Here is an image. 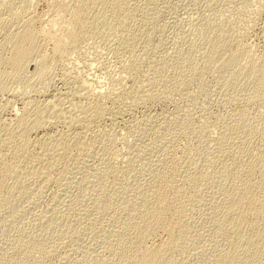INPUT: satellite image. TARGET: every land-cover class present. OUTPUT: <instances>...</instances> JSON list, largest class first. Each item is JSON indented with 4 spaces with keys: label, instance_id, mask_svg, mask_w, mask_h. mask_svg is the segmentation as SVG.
<instances>
[{
    "label": "rangeland",
    "instance_id": "1",
    "mask_svg": "<svg viewBox=\"0 0 264 264\" xmlns=\"http://www.w3.org/2000/svg\"><path fill=\"white\" fill-rule=\"evenodd\" d=\"M75 1L0 0L10 5H2L0 20H21V9L30 7L40 27L54 4ZM114 2L84 10V32L60 57L47 46L52 59L1 75L0 146L13 138L0 158H19L9 182L20 184L2 192L0 264H117L116 243L126 235L120 231L135 234L139 210L168 181L181 188L163 201L181 212L166 264H264V205L247 217L245 208H229L245 177L264 200V172L244 174L257 162L264 167V84L250 61L264 51V0H125L122 9ZM8 20L0 21L4 55L17 31ZM213 37L222 46L207 45ZM51 99L58 115L43 112L44 125L27 136L31 151L18 157L17 118L27 104L35 111ZM74 115L77 121L67 122ZM60 134L66 145L53 143L62 142ZM43 139L57 151L45 153L51 145ZM53 152L66 157H47Z\"/></svg>",
    "mask_w": 264,
    "mask_h": 264
},
{
    "label": "bare ground",
    "instance_id": "2",
    "mask_svg": "<svg viewBox=\"0 0 264 264\" xmlns=\"http://www.w3.org/2000/svg\"><path fill=\"white\" fill-rule=\"evenodd\" d=\"M4 1V0H3ZM24 1H28V0H23ZM13 2V1H12ZM128 2V0H127ZM6 6L9 5L7 2ZM11 3V2H10ZM15 3V2H14ZM105 0H76L74 3V6L72 5L71 7L68 6L67 4L64 3H56L54 4V7L50 8L51 10V14L48 16V19H46L43 23L38 21V23L40 22V24L42 23V25L40 27H36L34 25V16H33V11L31 13V8L30 12L28 11L27 8H22L21 12L19 13H23V17L22 19H18V16H16L17 18L15 19V15L12 14V19L11 20H0L3 21L4 23H7L6 21H10V23H14L16 25L17 31L13 32L14 34L10 37V44L9 46V54L4 55V54H0V63L4 64V66L7 65L8 70L10 72H8V70H4L6 69V67L4 68V66L0 69H3L4 71H2L0 73V78L1 75H3L5 72L6 74L12 73V72H29L31 70L34 69V63L37 60H41V61H47V59H49V55L48 53L45 51V47L49 46L48 49H50L51 52L49 54H51L53 57H60L65 50L67 49V45L69 43H71L74 39L75 36L78 35V33H83L84 32V23H81L82 20V16H84V14L89 10L92 11V9L99 5V4H104ZM29 4V3H28ZM52 4V3H51ZM125 0H115L114 4H113V8L115 7V9L120 8L122 9V7L125 6ZM1 6L4 4H0ZM0 7L1 11L3 9ZM4 6V8L6 7ZM10 6V5H9ZM8 6V7H9ZM26 7V6H25ZM98 7V6H97ZM135 7V6H134ZM10 8V7H9ZM138 8V7H137ZM119 9V10H120ZM11 10V9H10ZM87 10V11H84ZM95 10V9H94ZM100 10V9H99ZM124 10V9H123ZM126 11V10H125ZM129 11V10H128ZM13 12V11H12ZM121 12V11H120ZM261 12V11H260ZM2 13V12H1ZM6 13V11H5ZM11 13V12H10ZM36 13V12H35ZM49 14V12H47ZM88 13V12H87ZM86 13V14H87ZM101 13V12H100ZM125 13V12H124ZM90 14V13H89ZM87 14V15H89ZM35 15V14H34ZM47 15V14H46ZM99 15V14H98ZM1 16V14H0ZM5 16V15H4ZM36 16V15H35ZM95 16V15H94ZM100 16V15H99ZM10 17V16H9ZM40 17V16H39ZM85 17V16H84ZM90 17V16H89ZM37 18V17H36ZM42 17H40L41 20ZM98 18V17H97ZM1 19V18H0ZM36 20V19H35ZM44 20V19H43ZM41 20V21H43ZM85 20V19H84ZM87 20V19H86ZM89 20V18H88ZM92 20V19H91ZM0 22V26H1ZM3 23V24H4ZM9 23V22H8ZM36 23V22H35ZM82 24V25H80ZM87 24V22L85 23ZM8 25V24H7ZM11 25V24H10ZM13 25V24H12ZM39 25V24H38ZM88 25V24H87ZM4 27V26H3ZM15 27V26H14ZM12 30V28L10 29V31ZM87 30V29H85ZM8 31V30H7ZM217 33V32H216ZM222 33V32H221ZM8 34V33H7ZM6 34V35H7ZM209 34V33H208ZM207 35V34H206ZM213 35V34H212ZM215 35V34H214ZM221 35V34H218ZM211 36V35H210ZM218 37V36H217ZM220 37V36H219ZM9 38V37H8ZM214 38V37H213ZM221 38V37H220ZM212 39V38H211ZM216 38H214V40H209L210 42H207V45L209 44L211 47L214 48H218L220 47L221 42L218 39L215 40ZM220 43V44H219ZM224 45V44H223ZM222 46V44H221ZM1 48V47H0ZM5 48V47H4ZM47 49V48H46ZM1 53V52H0ZM3 53V51H2ZM245 53V52H244ZM6 56V58L4 59L3 56ZM51 56V57H52ZM50 57V58H51ZM4 59V60H3ZM52 59V58H51ZM251 63L254 64L257 69H258V83L260 86L264 84V51L259 52V55L257 56H251L250 59ZM0 64V65H1ZM133 65V64H132ZM6 76V75H5ZM38 77L39 80L44 81L45 83L48 80V78L50 76H48L47 73L40 71L38 73ZM3 78V77H2ZM1 78V79H2ZM5 78V77H4ZM6 79V78H5ZM3 81H1L2 83ZM3 84V83H2ZM3 88V87H2ZM73 91V90H72ZM45 92V91H44ZM43 92V93H44ZM71 92V90H70ZM22 93V92H21ZM25 93V92H24ZM85 93V92H84ZM42 94V93H41ZM68 94V93H67ZM66 94V95H67ZM78 94V93H77ZM72 95V94H71ZM76 95V94H75ZM70 96V95H69ZM86 96V95H85ZM98 96V94H97ZM104 96V95H103ZM50 99V98H48ZM54 99V98H53ZM73 99V98H72ZM28 101V100H26ZM31 101V100H29ZM35 101V100H34ZM47 103V105L45 106V104H43L45 106L44 107H40V108H35V111H31L34 110L33 108L29 109L27 108V103L30 104V102H26V107L25 105H23L24 111L22 113V115H20L19 118H17V125L19 126L20 130H19V137L20 139H22L23 143L18 145V148H15L17 150L13 151V148H10V151L15 152L17 155L24 153L28 148L30 149V146L27 148L25 143H29L28 141V133L32 130L38 129L40 127H42L44 125V122L41 120H44V118L42 119V117L44 115H47L49 112L51 111L49 110L50 108H52L53 111H59L56 108L57 103H55V100H45ZM45 101H43V103H45ZM73 101V100H72ZM59 102V101H58ZM71 102V101H69ZM35 103V102H34ZM41 103V102H40ZM24 104V103H23ZM74 103L72 102V104H70L71 106ZM79 104V103H77ZM59 105V103H58ZM61 105V104H60ZM81 105V104H80ZM34 106V105H33ZM63 106V105H62ZM61 106V107H62ZM76 106V105H74ZM31 107V106H29ZM38 107V106H37ZM79 107V106H78ZM77 107V108H78ZM85 107V106H84ZM81 107L80 109H82L80 114H84L87 112V108ZM71 110V107H69ZM76 108V107H75ZM90 108V107H88ZM23 109V108H21ZM67 110V109H66ZM75 110V109H74ZM89 110V109H88ZM92 110V109H91ZM48 112L47 114H44L45 112ZM63 111V110H62ZM72 111V110H71ZM80 111V110H79ZM90 111V110H89ZM87 112V117H88V113L90 114V112ZM44 112V113H43ZM52 113V114H51ZM55 112H50V116L54 115ZM70 113V112H69ZM79 113V112H78ZM44 114V115H43ZM76 114V113H75ZM93 114V113H91ZM43 115V116H42ZM58 115V113L56 114ZM71 115V114H70ZM78 115V114H77ZM42 116V117H41ZM60 116V115H59ZM80 116V115H78ZM47 117H49V115H47ZM63 117V116H62ZM53 118V117H52ZM57 118V117H56ZM78 118V117H77ZM74 116H70V118L67 120V122L72 123L73 121H75L77 119ZM80 118V117H79ZM83 118V117H82ZM92 118V117H90ZM46 120V119H45ZM58 120V119H57ZM81 120V119H80ZM89 120V119H88ZM77 121V120H76ZM46 122V121H45ZM48 122V121H47ZM60 122V121H59ZM85 122V121H84ZM78 123V122H77ZM64 124V123H63ZM16 125V126H17ZM3 126V125H2ZM68 126V125H67ZM18 128V127H17ZM7 129V128H5ZM10 132V131H9ZM8 132V133H9ZM64 132V131H63ZM77 133V132H76ZM68 133H66L65 135H67ZM81 134V133H79ZM11 135V137H10ZM9 137L10 139H7L8 141H12V134H10ZM53 135V134H52ZM71 135V134H70ZM15 136V135H14ZM46 136V135H45ZM44 136V138H45ZM48 136V135H47ZM61 136V134H60ZM59 136V137H60ZM69 136V135H68ZM77 136V135H76ZM8 137V136H7ZM52 138H48L49 140H54L53 136H50ZM58 137L55 135V138ZM64 137V136H63ZM73 138V136H71ZM71 137L69 136V139L71 141ZM79 137V136H78ZM62 138V136L60 137V139ZM68 138V137H65ZM76 138V137H75ZM74 138V139H75ZM48 139H43V140H48ZM72 139V140H74ZM3 140H6V138ZM41 140V139H40ZM47 142H50V141ZM57 140V139H56ZM55 140V141H56ZM59 140V139H58ZM57 140V141H58ZM67 140V139H65ZM77 140V138L75 139ZM1 141V138H0ZM20 141V140H19ZM61 141V140H60ZM64 141L65 142H68ZM4 142V141H2ZM0 142V143H2ZM10 142H5L3 144H10ZM36 142V141H35ZM41 142V141H40ZM38 142V143H40ZM44 142V141H43ZM42 142V143H43ZM52 142V141H51ZM48 144L46 142H44L47 145H51V146H46L45 144H43V147H47L44 148L45 149V153H51V151L53 150V144ZM59 142V141H58ZM56 143L53 142L54 144H61V146H63V138H62V142L60 143ZM2 144V145H3ZM15 144V143H14ZM35 144V143H34ZM1 145V146H2ZM22 145V146H21ZM41 145V143L39 144V146ZM55 145V146H56ZM66 145V144H64ZM0 146V148H2ZM10 146V145H9ZM16 146V145H15ZM28 146V145H27ZM60 146V145H59ZM12 147V146H11ZM27 148V149H26ZM35 148V147H34ZM57 149H59L58 151H61L60 148H58V146L56 147ZM13 149V150H12ZM33 149V148H32ZM40 149V148H39ZM42 150V147H41ZM55 150V147H54ZM53 150V151H54ZM9 151V149L7 150V152ZM31 151V149H30ZM33 151V150H32ZM57 151V150H55ZM42 152V151H41ZM39 152V153H41ZM63 152V151H62ZM225 152L228 154V150H225ZM10 153V152H9ZM15 153H13V155H15ZM33 153V152H32ZM35 153V151H34ZM37 153V152H36ZM35 153V154H36ZM44 153V150L43 152ZM54 153V152H53ZM52 153V154H53ZM7 154V153H6ZM63 153H59L58 155H62ZM68 154V153H67ZM66 154V155H67ZM15 155V156H17ZM40 155V154H39ZM47 155V154H45ZM64 156H59L58 158H64L65 153L63 154ZM69 155V154H68ZM67 155V156H68ZM20 155H18L19 157ZM52 157L54 159V155H47V157ZM57 156L55 158H57ZM4 158V155L2 156ZM13 157V156H11ZM0 158V209L2 208V206L4 205L5 201L3 196H2V192L6 190V188H8L9 186H12L14 189L15 187H18L17 184H20L19 182L16 184H12L9 181L12 180V178L15 176L16 171H17V161L19 160V158H17L16 160H7V158L3 159ZM16 158V157H15ZM60 158V159H61ZM11 159V158H10ZM22 160V159H21ZM20 161V160H19ZM18 161V162H19ZM47 161V160H46ZM24 161L19 162L20 166L22 165L21 163ZM50 162V160H49ZM25 163V162H24ZM48 163V162H47ZM49 166V164H47ZM52 163V162H51ZM26 164V163H25ZM24 164V166H25ZM44 165L40 166H46L45 163H43ZM52 166V164H51ZM27 167V165L25 166V168ZM43 167H41L40 169L43 170ZM22 168V167H21ZM21 168H19L21 170ZM39 168V167H38ZM45 168V167H44ZM50 168V166L48 167ZM47 168V169H48ZM18 169V171H20ZM23 169V168H22ZM28 169V168H27ZM46 169V168H45ZM44 169V170H45ZM46 169V170H47ZM25 170V169H24ZM50 170V169H49ZM29 171V170H28ZM37 171V170H36ZM40 170H38L39 172ZM48 171V170H47ZM49 172V171H48ZM46 172V173H48ZM262 173L264 172V167L260 166V163H255L254 165H252L248 170H244V174L246 176H251L255 173ZM21 173V171H20ZM19 173V174H20ZM27 173V172H26ZM31 173V172H30ZM43 173V171H42ZM45 173V172H44ZM24 174V173H21ZM18 175V173H17ZM17 175L16 178L17 179ZM42 175V174H41ZM48 176V174H46ZM30 176V175H29ZM28 176V177H29ZM23 177V176H22ZM21 177V178H22ZM27 177V178H28ZM43 178L45 177V175L43 174L42 176ZM20 178V179H21ZM26 178V179H27ZM19 179V178H18ZM46 179V178H45ZM13 182V181H12ZM14 183V182H13ZM20 185V187H23ZM14 185H16L14 187ZM29 185V184H28ZM252 185V184H251ZM253 187H256V185H252ZM181 187L177 184H174L170 181L168 182H164V184L162 185V187H160L157 191H155L153 193V199L152 202L150 203L149 201H147V203L145 204V206L139 210V214L138 217H140V224H135L134 225H138L136 230H135V234H132L130 232H122L120 231L119 236H122L124 233L126 234L125 237L123 239H120L116 244V255H117V264H119L120 262L118 261V258H120L121 263L120 264H166L167 263V258H165V251L166 250H171L175 247L176 245V241H175V231H174V227L175 224L180 216L181 209L177 206H174V204H172L169 201H163L164 196L166 195V192L168 190H173V191H178ZM18 189V188H16ZM21 189V188H20ZM19 190V189H18ZM262 196L263 194L261 192L258 193H252L249 189H248V183L246 181V177L244 178V181L242 183V187L239 190V196H237L234 201L229 205V208L232 210H238L241 208H245L246 210V217L250 216V215H256L259 213L261 207L264 205V200H262ZM133 209V205L130 204L129 206V215L133 214L134 212L132 211ZM158 234L157 236L160 237L159 241H148V239L155 235ZM160 235V236H159ZM157 237V238H158ZM157 238H155L157 240ZM24 242L26 244H28L29 242L26 239H23ZM26 254L28 255H32L35 253V250L32 249H26L24 251ZM216 259H221V258H216ZM23 258H18L16 261H12L11 264H21ZM115 263V262H114ZM209 264H211V261L209 262Z\"/></svg>",
    "mask_w": 264,
    "mask_h": 264
}]
</instances>
